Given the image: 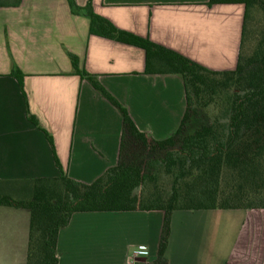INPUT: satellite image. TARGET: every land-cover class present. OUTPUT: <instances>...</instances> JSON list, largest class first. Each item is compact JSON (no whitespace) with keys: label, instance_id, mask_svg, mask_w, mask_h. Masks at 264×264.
<instances>
[{"label":"crops","instance_id":"crops-1","mask_svg":"<svg viewBox=\"0 0 264 264\" xmlns=\"http://www.w3.org/2000/svg\"><path fill=\"white\" fill-rule=\"evenodd\" d=\"M19 1L18 5H12ZM209 0H74L119 30L209 70H235L243 4ZM0 6V181L64 175L91 183L117 164L122 116L69 59L122 105L139 132L161 141L186 110L179 75L145 73V51L89 34L67 0ZM23 74L22 86L11 76ZM35 117L38 125L28 119ZM50 137L51 143L48 139ZM163 212H78L60 229L57 264H154ZM29 211L0 206V264H26ZM140 250L147 253L137 255ZM163 264H264V208L176 210Z\"/></svg>","mask_w":264,"mask_h":264},{"label":"trees","instance_id":"trees-1","mask_svg":"<svg viewBox=\"0 0 264 264\" xmlns=\"http://www.w3.org/2000/svg\"><path fill=\"white\" fill-rule=\"evenodd\" d=\"M2 1L0 6L6 4ZM67 1L73 14L89 19L90 35L142 48L146 74L179 75L184 84L186 110L170 137L149 140L138 131L127 110L95 76L80 70L77 57L69 54L73 73L86 79L122 116L119 160L88 184L64 175L56 157L58 177L0 181V206L29 211L26 264H57L58 233L72 214L78 212L162 211L154 264H163L172 212L264 208V37L249 57L239 52L235 70L217 72L117 29L96 15L90 4L79 7L74 0ZM254 1L209 0L207 5H244L242 43L249 8ZM10 75L22 86L23 74L18 68L13 67ZM218 102L220 110L211 124L206 119H197L194 106L207 108L211 104L217 106ZM28 119L38 125L35 117L29 115ZM152 164L162 165L171 178L170 190L164 195L154 192L147 196L139 191L148 182L155 181L154 176L148 175ZM20 183L22 187L10 186ZM12 193H21L22 199H14Z\"/></svg>","mask_w":264,"mask_h":264},{"label":"rangeland","instance_id":"rangeland-1","mask_svg":"<svg viewBox=\"0 0 264 264\" xmlns=\"http://www.w3.org/2000/svg\"><path fill=\"white\" fill-rule=\"evenodd\" d=\"M264 37V0H255L251 8H249V13L246 19V29L243 37V41L240 46V53L243 57H249L257 48L260 40ZM217 77L216 79H219ZM215 104L209 105L207 108H200L194 106L197 112V119H206L208 124L213 122V119L219 113V105ZM137 162H145V160H137ZM153 168L148 170V175H152L155 181L148 182L147 185L139 190L144 191V195H150L151 193L158 192L161 195L168 193L170 190L171 178L167 175L162 167V165L152 164ZM151 172V173H150ZM12 188L22 187L23 185L14 184L10 185ZM13 194L14 199L21 200L22 194Z\"/></svg>","mask_w":264,"mask_h":264},{"label":"built area","instance_id":"built-area-1","mask_svg":"<svg viewBox=\"0 0 264 264\" xmlns=\"http://www.w3.org/2000/svg\"><path fill=\"white\" fill-rule=\"evenodd\" d=\"M147 252L146 251H144V250H140V251H138L136 254L138 255H145Z\"/></svg>","mask_w":264,"mask_h":264}]
</instances>
